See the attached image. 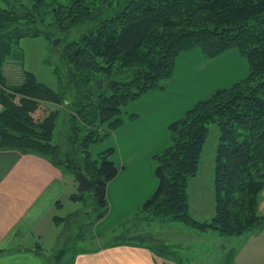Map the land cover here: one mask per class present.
Instances as JSON below:
<instances>
[{
  "label": "trees",
  "instance_id": "obj_1",
  "mask_svg": "<svg viewBox=\"0 0 264 264\" xmlns=\"http://www.w3.org/2000/svg\"><path fill=\"white\" fill-rule=\"evenodd\" d=\"M0 1V150L37 154L72 175L79 168L90 191L69 199L82 202L91 194L93 200L89 210L53 218L64 228L55 250L43 257L44 264H64L65 258L82 252L76 245L107 214L106 187L119 168L109 160L112 149L94 154L93 147L123 125V107L150 91L164 90L173 80L177 56L192 49L212 59L236 48L248 74L229 87L214 89L167 126L169 144L151 157L157 189L134 215L180 221L197 233L213 231L219 237L242 236L264 224V216L257 214V197L264 187V0ZM38 22L61 34L87 25L58 51L68 79L57 91L27 71L19 84L5 82V63L21 39H52L50 32L37 28ZM115 66L130 69L131 78L99 88L95 81L108 79ZM42 103L63 104L71 130L63 145L51 143L58 112L47 111ZM211 124L220 133L213 171L214 215L197 221L189 213L188 181L197 175ZM73 225H81L79 233ZM137 238V244L155 256L174 257L173 247L163 241ZM233 256L223 264H231Z\"/></svg>",
  "mask_w": 264,
  "mask_h": 264
},
{
  "label": "crops",
  "instance_id": "obj_2",
  "mask_svg": "<svg viewBox=\"0 0 264 264\" xmlns=\"http://www.w3.org/2000/svg\"><path fill=\"white\" fill-rule=\"evenodd\" d=\"M227 52L212 59L204 58L199 49L181 53L175 60L173 81L164 90L150 91L123 107V125L102 147L113 150L109 160L119 168L106 187L107 214L85 234L82 242L89 247H79L82 252L65 258L64 264H164V259L146 246L118 243L110 236L113 232H105L134 215L157 189L151 157L169 144L167 126L179 119L189 105L237 75H229L230 68L243 65L240 60H223ZM132 115L135 117L130 119ZM63 176V169L45 157L0 150V264H44L42 247L55 237L58 241L61 234L56 235L58 225L53 218L64 198L70 197L63 186ZM71 186L75 192L74 178ZM175 230L193 238L201 254L211 239L220 238L213 231L201 234L189 228ZM167 240V245L177 246L175 250H185L179 239ZM236 254L235 264H241Z\"/></svg>",
  "mask_w": 264,
  "mask_h": 264
},
{
  "label": "rangeland",
  "instance_id": "obj_3",
  "mask_svg": "<svg viewBox=\"0 0 264 264\" xmlns=\"http://www.w3.org/2000/svg\"><path fill=\"white\" fill-rule=\"evenodd\" d=\"M65 2L66 0H63V3ZM0 6H3L1 1ZM36 26L40 30L50 32L52 39L45 35L35 38L21 39L18 46H15L12 49L10 61L5 63L3 71L6 78L5 82L9 86L19 84L22 80V72L27 71L34 75L37 82L57 91L60 89V82L62 81L64 84L68 79L66 69L59 60L58 51L65 43L77 39L79 31L86 29L87 25L83 24L77 26L71 29L68 34H61L54 29V26H43L39 22ZM53 38L59 40L55 45V50L52 49ZM223 60H229L230 63L235 62V60H240L243 66L230 68L229 75L235 72L237 75L229 82H222L223 86L219 87H229L233 83L247 76V62L236 48L229 49L228 52L223 55ZM59 65L61 66V69H57ZM243 68L245 69V73ZM131 75L132 71L130 69L119 70L118 66H115L108 79L101 77L97 79L95 83H100V85H103L104 87L109 81H128L131 78ZM209 93L206 94L204 98L207 97ZM42 104L47 111L58 112L55 121L53 141L51 143L63 145V143L67 142V138L70 137L69 135H71V130L66 121L67 114H65L66 111L63 104ZM191 107L192 106L189 105L187 110ZM1 110L0 106V111ZM63 116H65L66 122H64ZM76 125L79 126L78 123H76ZM219 134V129L216 124L208 126V134L201 151L197 175L188 181L187 194L190 206L189 213L195 220L200 219L202 221H209L214 215L213 171ZM105 144L106 140L94 146L93 153L97 154V152L104 150L102 147ZM63 171V186L66 190L67 196H70L72 193H77L76 189L75 192L72 191L71 180L73 181V175L66 169H63ZM92 201L91 194H85L84 201L82 202L72 201L65 197L63 200V206L57 209L56 215L58 217H65L66 215L83 209L84 207L86 210H89ZM257 203V214L264 216V187L257 197ZM91 219L92 217L87 218L88 221ZM121 222L122 223L116 227L115 225L111 226L105 232H113L110 235L113 240L140 243L141 241L137 237H144L145 239H147V237H153L155 239H163L161 240L163 242L170 241L167 239H179V241L184 244L180 246L185 250H175L174 247L176 248L177 246H173V250L175 251L174 257L164 260V264H223L230 254H235L236 252L238 253L236 254L237 260H239L241 264H264V224L242 236L220 237L219 240L213 238V240H210V245L203 250V253L201 254V250L195 247L196 243L193 238H189L185 232H178L175 230L183 228L186 230L189 228L180 221H155L149 219L145 214H137L128 216L126 220H122ZM72 227L75 234L79 233L81 230V225H73ZM55 228L57 230L56 235H59L61 231H63L64 225L59 223L58 227ZM90 228L91 227H89L85 234L89 232ZM57 243L58 241L56 240V237L52 242L48 240V242L42 247L44 255L49 256L57 247ZM148 243H150V241ZM164 243L167 244L166 242ZM87 246L89 247L87 242H80L76 245L77 248L83 247L84 249L87 248ZM231 264H235L234 256Z\"/></svg>",
  "mask_w": 264,
  "mask_h": 264
},
{
  "label": "water",
  "instance_id": "obj_4",
  "mask_svg": "<svg viewBox=\"0 0 264 264\" xmlns=\"http://www.w3.org/2000/svg\"><path fill=\"white\" fill-rule=\"evenodd\" d=\"M59 40L53 41V46L57 44ZM98 86L100 88V83H98ZM73 177L77 183L76 192L77 193H87L90 191V185L88 179L84 176V174L80 171L78 168L77 170H73Z\"/></svg>",
  "mask_w": 264,
  "mask_h": 264
}]
</instances>
